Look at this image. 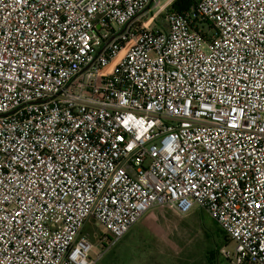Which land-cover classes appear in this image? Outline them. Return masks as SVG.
Instances as JSON below:
<instances>
[{
	"label": "built area",
	"instance_id": "1",
	"mask_svg": "<svg viewBox=\"0 0 264 264\" xmlns=\"http://www.w3.org/2000/svg\"><path fill=\"white\" fill-rule=\"evenodd\" d=\"M174 1L0 0V264H100L155 207L264 264V0Z\"/></svg>",
	"mask_w": 264,
	"mask_h": 264
},
{
	"label": "rangeland",
	"instance_id": "2",
	"mask_svg": "<svg viewBox=\"0 0 264 264\" xmlns=\"http://www.w3.org/2000/svg\"><path fill=\"white\" fill-rule=\"evenodd\" d=\"M156 23L157 27L165 25L164 15L160 16ZM186 221H189L190 225H181L175 229L178 224L173 223L170 232L162 237L164 244L171 243L177 250L182 248L184 255L185 253L190 255L188 260L181 261L182 264H230L226 258L220 255V249L225 248L228 252L233 253L234 244L224 242L222 235L214 227V221L197 209L188 214ZM196 221L198 223L192 225L191 222ZM83 234L88 235L95 246L93 255L101 251L102 239L109 237L107 230L93 219L87 220ZM211 251L214 255L208 263ZM161 263L166 262L161 261ZM100 264H143V240L136 232L128 234L115 244ZM145 264H148L147 260Z\"/></svg>",
	"mask_w": 264,
	"mask_h": 264
},
{
	"label": "crops",
	"instance_id": "3",
	"mask_svg": "<svg viewBox=\"0 0 264 264\" xmlns=\"http://www.w3.org/2000/svg\"><path fill=\"white\" fill-rule=\"evenodd\" d=\"M188 214L179 215L174 211L155 207L148 211L124 237L132 232L139 234L143 240V264L146 260L148 264H162L161 261L166 262L163 264H180L182 260H188L190 255L186 253L184 255L182 248L177 250L171 243L164 244L162 237L170 232L173 223L178 224L175 229L181 225H190L189 221H186ZM191 223L195 225L198 222Z\"/></svg>",
	"mask_w": 264,
	"mask_h": 264
},
{
	"label": "trees",
	"instance_id": "4",
	"mask_svg": "<svg viewBox=\"0 0 264 264\" xmlns=\"http://www.w3.org/2000/svg\"><path fill=\"white\" fill-rule=\"evenodd\" d=\"M195 6L194 0H175L174 3L170 6L169 11L175 12V13H183L184 11L188 10L190 7ZM216 230L222 235L224 242H229L226 235L220 230L218 225L214 222ZM213 251H211L210 258L207 260V262L212 258L213 259ZM209 263V262H208ZM180 264H182L180 262Z\"/></svg>",
	"mask_w": 264,
	"mask_h": 264
},
{
	"label": "bare ground",
	"instance_id": "5",
	"mask_svg": "<svg viewBox=\"0 0 264 264\" xmlns=\"http://www.w3.org/2000/svg\"><path fill=\"white\" fill-rule=\"evenodd\" d=\"M111 66H109L108 68H107V70L110 68Z\"/></svg>",
	"mask_w": 264,
	"mask_h": 264
},
{
	"label": "water",
	"instance_id": "6",
	"mask_svg": "<svg viewBox=\"0 0 264 264\" xmlns=\"http://www.w3.org/2000/svg\"><path fill=\"white\" fill-rule=\"evenodd\" d=\"M99 28V27H98Z\"/></svg>",
	"mask_w": 264,
	"mask_h": 264
}]
</instances>
